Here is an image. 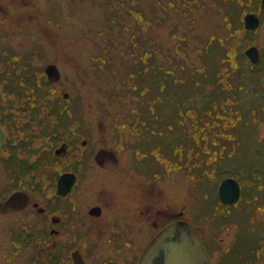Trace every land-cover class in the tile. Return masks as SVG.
I'll return each mask as SVG.
<instances>
[{"label":"rangeland","instance_id":"1","mask_svg":"<svg viewBox=\"0 0 264 264\" xmlns=\"http://www.w3.org/2000/svg\"><path fill=\"white\" fill-rule=\"evenodd\" d=\"M86 1L57 0L56 9L49 10L46 0H0V81L8 78L10 66L22 64L17 62L22 58L5 54L7 47L23 53L38 46L46 58L35 56L33 65L58 64L66 86L78 88L79 113L86 119L83 129L91 133L93 120L103 117L112 133V115L120 114L129 126L128 136L140 138L138 145L147 153L145 173L137 171L126 151L118 175L108 178L92 171L82 188L83 204L92 203L98 191L111 202L102 220L105 228L118 214L122 224H133L123 227L129 236L143 239L142 224L153 219L154 209L146 208V219L129 211L139 201V184L151 173L166 189L168 207L184 211L203 233H216L225 240L237 235L240 243L246 242L243 236L249 238L253 231L246 213L264 215L259 212L264 210V101L259 104L251 99L252 91L244 94L235 85L249 83L240 78L249 66L239 53L245 49L239 47L240 35L243 46L252 44L264 51V3L192 0L182 5L184 0H159L156 5L154 0H116L109 15L97 6L102 0ZM125 10L130 15L121 22L117 14ZM248 13L261 18L256 32L245 29L243 18ZM108 18H113L112 24ZM123 24L138 38L122 32ZM96 30L104 35L96 38ZM99 49H103L100 56L88 57L98 55ZM253 114L257 118L251 124ZM110 138L113 144L114 134ZM4 165L0 160V191L8 182ZM229 171L236 173L240 185L248 186L254 179L257 189L252 190L259 191L255 195L259 197L256 203L252 197L251 204L234 210L238 227L227 223L230 230L218 232L206 217L201 222L196 215L214 213L216 187ZM8 223L0 218V264H31L26 254L6 261ZM97 248L110 252L106 244Z\"/></svg>","mask_w":264,"mask_h":264},{"label":"flooded vegetation","instance_id":"2","mask_svg":"<svg viewBox=\"0 0 264 264\" xmlns=\"http://www.w3.org/2000/svg\"><path fill=\"white\" fill-rule=\"evenodd\" d=\"M56 1L46 0L47 9L55 8ZM80 1L83 4L87 2ZM115 1L102 0L97 2V6L110 15ZM158 1L154 0V3L157 5ZM128 14L127 10L123 14L118 13V20L127 21ZM52 19H48V23ZM157 20L159 17L155 18ZM108 21L112 24L113 18H108ZM56 22L61 25V22ZM136 26L139 36L143 37L141 25L138 23ZM121 27L122 32L138 38V33L130 30L129 25ZM99 34L104 35L101 30L94 31L96 38H100ZM4 52L11 57L22 58L17 61L22 64L10 66L11 71L6 73L8 78L0 81V160L5 163V176L8 178L5 188L0 191V218L9 221L4 227L9 236L7 262L26 254L31 264H139L144 248L163 226L184 220L195 229L210 264H264V215L260 216L256 211L250 215L246 213L253 231L249 238L243 236L246 239L244 243H240L237 235L225 240L216 233H203L184 211L176 210V206L175 209L168 207V193L155 177L150 176L151 173L146 175L148 181L139 184V201L134 210L129 211L131 216L146 219V208L154 209L153 219L142 224L146 231L143 239L134 241L129 236L130 232L123 229L125 224L121 223L118 214L105 228L102 220L110 212L111 202L106 200L105 193L98 191L92 203L83 204L82 188L92 171L96 170L108 178L118 175L126 151L130 152L137 171L145 173L149 167L144 163L147 153L138 145L140 138L128 136L129 126L120 114L112 115V133L107 128L108 120L103 117L93 120L91 133L83 129L86 119L83 120L79 113L81 99L78 88L66 86L61 66L51 62L40 67L33 65L35 56L46 58L42 48L35 46L23 54L7 47ZM102 53L103 49H99L98 55L90 53L88 57L94 59ZM239 53L249 64V83L242 88L252 91L251 99L260 104L264 101V51L258 48V59L253 64L243 50ZM23 57H27L26 60ZM93 63L97 62L94 60ZM50 65L56 67L58 77L56 74L50 76V71H47ZM252 118L251 124L257 115ZM110 134L115 136L113 144ZM127 136L131 140L126 139ZM252 169L259 175L256 167ZM153 173L156 175L158 170H153ZM235 174L229 171L225 177L237 180ZM153 182L160 189L147 201L146 189ZM249 182L248 186L238 183L239 199L232 203L221 202L216 191L214 213L196 216L201 218V222L206 217L211 227L219 229L218 232L229 231L227 223L238 227L233 219L234 210L250 203L259 192L252 190V187L257 189L254 179ZM11 197V205L3 206ZM258 197L253 199V203ZM259 212L264 214V210ZM132 225L125 226L129 229ZM135 227L143 229L138 224ZM99 244L100 247L106 244L110 252L98 249Z\"/></svg>","mask_w":264,"mask_h":264},{"label":"water","instance_id":"3","mask_svg":"<svg viewBox=\"0 0 264 264\" xmlns=\"http://www.w3.org/2000/svg\"><path fill=\"white\" fill-rule=\"evenodd\" d=\"M259 20L256 14L248 13L244 16V25L246 29H255ZM247 56L252 62L258 59L256 47L252 46L246 50ZM50 76L58 77V71L55 66H49ZM56 77V78H57ZM52 80H54L52 78ZM2 135L0 133V139ZM230 186L229 189H225ZM156 183H151L146 189L147 200L150 201L159 190ZM239 187L237 183L226 178L218 188V195L221 201L231 203L238 198ZM12 203V197L3 205L9 207ZM139 264H210L201 242L196 235L195 230L185 221H173L160 229L149 241L143 250Z\"/></svg>","mask_w":264,"mask_h":264},{"label":"trees","instance_id":"4","mask_svg":"<svg viewBox=\"0 0 264 264\" xmlns=\"http://www.w3.org/2000/svg\"><path fill=\"white\" fill-rule=\"evenodd\" d=\"M185 4H192V0H184V2H182V5H185ZM184 12H187V11H184ZM242 40H243V38H241L240 40H239V44H241L242 43ZM241 47V46H240ZM244 72V74L240 77V78H244V77H246L247 79H248V74H247V72L246 71H243ZM249 72V71H248ZM237 74H239V72L237 73ZM240 75V74H239ZM251 81V80H250ZM243 85H245V83L244 82H241V85H240V83L239 82H237L236 83V85H235V87H236V90L237 91H240V92H244V94H246L248 91H245V89H243L242 88V86ZM246 86V85H245ZM240 88V89H239ZM253 115H257V114H253ZM263 116V115H262ZM208 198H210V197H208ZM207 198V199H208ZM211 200V199H210Z\"/></svg>","mask_w":264,"mask_h":264}]
</instances>
